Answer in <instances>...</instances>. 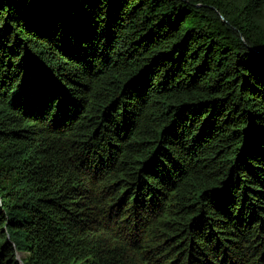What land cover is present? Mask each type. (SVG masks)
I'll return each instance as SVG.
<instances>
[{"label": "trees", "instance_id": "trees-1", "mask_svg": "<svg viewBox=\"0 0 264 264\" xmlns=\"http://www.w3.org/2000/svg\"><path fill=\"white\" fill-rule=\"evenodd\" d=\"M0 264H264V0H0Z\"/></svg>", "mask_w": 264, "mask_h": 264}, {"label": "water", "instance_id": "water-1", "mask_svg": "<svg viewBox=\"0 0 264 264\" xmlns=\"http://www.w3.org/2000/svg\"><path fill=\"white\" fill-rule=\"evenodd\" d=\"M18 257H19V260L21 261V259H20V255H19Z\"/></svg>", "mask_w": 264, "mask_h": 264}]
</instances>
